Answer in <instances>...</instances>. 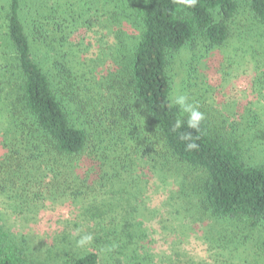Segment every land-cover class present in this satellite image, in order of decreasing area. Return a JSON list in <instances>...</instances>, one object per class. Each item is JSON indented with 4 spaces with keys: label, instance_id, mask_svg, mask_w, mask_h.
Instances as JSON below:
<instances>
[{
    "label": "trees",
    "instance_id": "1",
    "mask_svg": "<svg viewBox=\"0 0 264 264\" xmlns=\"http://www.w3.org/2000/svg\"><path fill=\"white\" fill-rule=\"evenodd\" d=\"M242 6L258 27L248 31L259 39L256 100L219 103L194 56L183 93L204 119L191 129L172 103L171 60L187 47L221 50ZM125 21L136 37L121 30ZM83 29L105 42L93 58L92 42L72 39ZM186 132L198 149L186 150ZM0 150V264H155L163 252L144 243L142 193L117 186L141 177L150 186L188 180L181 195L194 199L195 221L231 231H214L218 256L233 245L223 264L255 234L254 264H264V0H9L0 9ZM66 203L68 224L54 234L63 238L35 254L31 228ZM9 215L25 223L14 228Z\"/></svg>",
    "mask_w": 264,
    "mask_h": 264
},
{
    "label": "rangeland",
    "instance_id": "2",
    "mask_svg": "<svg viewBox=\"0 0 264 264\" xmlns=\"http://www.w3.org/2000/svg\"><path fill=\"white\" fill-rule=\"evenodd\" d=\"M8 5L9 0H0V9L2 6ZM254 23L255 20L252 18L249 9L242 6L236 15V23L233 29L234 35L232 34V37L221 50H212L206 53L205 49L200 46L195 50L187 47L177 53L171 60L172 64L170 67L173 76L172 101L176 96L184 95L183 89L186 86L184 81L187 79V68H189L190 64L192 65L194 56L199 58L195 65H198L201 75L215 89L214 94L219 103H225L227 100L240 102L244 98L247 99V102L250 99L256 100V95L251 91L252 79L256 68L251 52L253 47L259 48V44H257L259 39L255 41L251 35H248V31H251L250 28H252L253 32L258 33L256 31L258 27H255ZM121 30L130 37H136L138 34L133 22L125 21ZM237 31L239 34L243 32L241 37L240 35L239 37L237 36ZM94 38L93 32L86 33V30L83 29L72 39L75 42H81L84 39L82 48L92 42L93 47L84 55L86 58H93L92 54H96L105 45V42L98 43ZM248 38L252 39L247 40ZM249 45H251L250 48ZM98 65L104 66L101 62ZM102 71V68H96V73ZM189 101H193V99L188 98ZM122 182V184H117V186L123 187L131 194L142 193L141 201L144 202V205L141 208L144 207L145 209L141 210V216L145 218L142 221L145 223L149 235L148 239L143 242L155 253L163 252L154 258L155 264L159 261H163L164 263L162 264H180V262L182 264H193L200 261L204 264H223V262H227L228 251L232 252L233 245H228L224 251L225 253L218 256L217 253L220 249L216 248L217 245L212 240L218 236L216 233L214 235V231H231L229 229L226 230V226L219 225L217 221H212L211 219L205 218L203 221H195L192 213L188 210L189 202L195 204L194 199L188 200V198H183L181 195V190L186 188L188 180L179 177L177 182L174 178H170L162 183L154 181L151 186V180L149 181L144 177L128 179ZM183 184L186 185L181 187ZM148 188L149 191L145 192ZM65 206L61 208L51 206L49 207L50 210H44L39 216L37 225L31 228L37 242L33 244L37 251L34 252L35 254L40 255V253L47 252L46 250H49V247L58 245V241H55V238H63L64 234H54L58 230H62L61 228L58 229L57 223L61 226L68 224L63 218L67 217L66 213L70 204L66 203ZM10 222L13 225L12 227L15 226L14 228H17L24 221L22 218L13 215ZM29 224L27 227L30 226ZM46 236L48 239H46ZM257 240H259V234H255L249 242L245 241V247H240L241 251L235 253L237 257L234 256L227 264H237L238 259L244 261V257L249 261L247 263L254 264V257L257 256V252L262 253L261 250L254 247ZM210 246L215 248L213 247L212 249ZM167 251L169 252L168 254H166ZM101 257L104 261L110 260L105 251H102ZM244 263L247 264L246 262ZM258 264L262 263L259 261Z\"/></svg>",
    "mask_w": 264,
    "mask_h": 264
},
{
    "label": "clouds",
    "instance_id": "3",
    "mask_svg": "<svg viewBox=\"0 0 264 264\" xmlns=\"http://www.w3.org/2000/svg\"><path fill=\"white\" fill-rule=\"evenodd\" d=\"M179 4H182L187 7H195L198 0H177ZM175 105H179L181 110L185 113H188V119H187V125L191 129L198 130L201 122L204 119V115L202 112L198 110V108L194 107L192 104L188 103V97L186 95H178L174 98L173 102ZM172 104H169V107H171ZM182 127V121L177 120L174 125V130L179 129ZM185 141H191L186 144V150L191 151L193 149H198L199 145L195 143V141L192 138V133H183L182 137ZM93 237L89 235H85L81 237V239L77 242L79 246H84L87 243H90L92 241Z\"/></svg>",
    "mask_w": 264,
    "mask_h": 264
}]
</instances>
